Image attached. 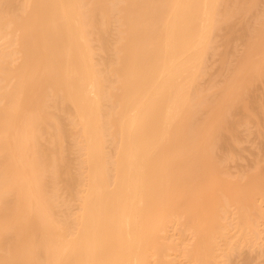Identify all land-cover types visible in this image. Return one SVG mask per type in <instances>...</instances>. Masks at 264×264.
Segmentation results:
<instances>
[{
  "label": "bare ground",
  "instance_id": "6f19581e",
  "mask_svg": "<svg viewBox=\"0 0 264 264\" xmlns=\"http://www.w3.org/2000/svg\"><path fill=\"white\" fill-rule=\"evenodd\" d=\"M234 1L0 0V264L165 262L179 213L211 264L222 207L249 222L264 169L230 180L215 153L264 73V18L222 96L195 87Z\"/></svg>",
  "mask_w": 264,
  "mask_h": 264
},
{
  "label": "rangeland",
  "instance_id": "374dc122",
  "mask_svg": "<svg viewBox=\"0 0 264 264\" xmlns=\"http://www.w3.org/2000/svg\"><path fill=\"white\" fill-rule=\"evenodd\" d=\"M249 1L232 3L236 10L234 30L231 33L225 28L219 30L204 54L203 72L198 75L195 87L208 100L217 101L222 96L223 88L233 79L247 49L250 34L261 27L264 0H254V4L247 7ZM256 58L262 60L260 55ZM246 103V106L242 103L233 110L232 129L225 133L215 153L222 175L241 182L246 181L249 172L264 169V73L250 82ZM205 114L202 113L200 117ZM68 142L71 144L72 140ZM77 156L74 148L70 153L72 164H76H73L74 171L78 170ZM72 158H75V162ZM60 186L62 202L59 212L61 215L75 212L77 201L64 188L63 182H60ZM255 203L257 207L249 211L247 224L238 219L235 203L222 207L218 230L225 235H214L218 256L210 259L211 264H264V199L258 197ZM193 229L183 214L172 215L165 230L160 232L161 240L167 245L163 258L165 262L157 258L158 261L151 264H194L188 256L196 237ZM155 257L158 256L155 254Z\"/></svg>",
  "mask_w": 264,
  "mask_h": 264
}]
</instances>
